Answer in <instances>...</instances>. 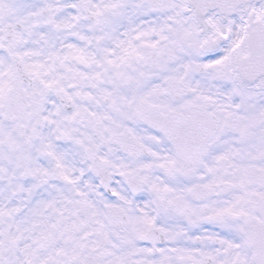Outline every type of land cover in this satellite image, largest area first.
<instances>
[{
  "label": "snow or ice",
  "instance_id": "obj_1",
  "mask_svg": "<svg viewBox=\"0 0 264 264\" xmlns=\"http://www.w3.org/2000/svg\"><path fill=\"white\" fill-rule=\"evenodd\" d=\"M0 264H264V0H0Z\"/></svg>",
  "mask_w": 264,
  "mask_h": 264
}]
</instances>
